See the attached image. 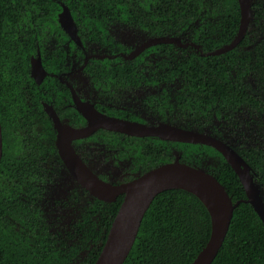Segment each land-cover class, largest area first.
Here are the masks:
<instances>
[{"label":"trees","instance_id":"obj_1","mask_svg":"<svg viewBox=\"0 0 264 264\" xmlns=\"http://www.w3.org/2000/svg\"><path fill=\"white\" fill-rule=\"evenodd\" d=\"M63 1L69 5L73 14L84 19H96L101 15L115 17V12L123 9L135 22L157 35L180 33L199 17L201 10V0ZM207 2L220 14L217 36L203 40L204 49L210 51L234 39L239 30L241 13L238 0ZM110 4H116L117 7ZM59 9L55 0H0V119L3 132V156L0 162V264H94L124 198L121 195L111 202L95 201L91 211L76 223L78 243L72 246L71 256L67 258L57 257L60 253L59 245L42 238V216L34 209L28 213V205L24 201H15L13 195L10 196L6 180L9 178L7 138L13 126L11 114L15 110L20 112L24 109L19 92L20 83L29 76L30 56L37 47L31 22L44 26L40 22L49 20L50 24H55ZM252 10L256 20L262 18L264 0L252 3ZM26 11L32 14L27 15ZM247 42L246 34L240 45ZM163 46L173 50L170 45ZM158 65L162 68L172 66V74L177 71L185 77L177 96V104L190 110L192 117L200 113L201 106L214 103L215 92L220 93L222 99L235 110L240 108V104L247 103L255 112L264 115L263 98L255 95L251 97L246 85H238L240 82H224L235 68L240 76L254 70L264 92V40L250 54H242L237 48L221 55L191 52L178 60H162ZM117 75L121 77L124 74ZM159 75L164 79L169 73ZM124 78L133 84L139 83V78L132 70L125 72ZM172 143L194 149L199 155L195 163L186 160L187 155H179L182 161L200 167H203L200 159L207 154V150L217 153L216 148L208 144ZM235 148L251 165L261 184L260 188H264V149ZM176 156L160 155L163 161L157 165L172 161ZM205 169L219 179L234 202L247 198L239 175L222 153L219 164L212 171ZM30 173L28 171L27 175ZM261 192L263 195L262 189ZM8 216L16 219L24 231H15ZM211 233L210 211L196 194L181 188L164 190L154 198L146 211L136 241L123 264H191L207 244ZM83 249H88L85 258L70 262L75 257L79 258ZM212 264H264V221L250 203L243 201L235 208L226 240Z\"/></svg>","mask_w":264,"mask_h":264},{"label":"flooded vegetation","instance_id":"obj_2","mask_svg":"<svg viewBox=\"0 0 264 264\" xmlns=\"http://www.w3.org/2000/svg\"><path fill=\"white\" fill-rule=\"evenodd\" d=\"M55 1L58 2L60 7L56 13L55 24H50L49 20L40 22L44 26H38L35 22H31L37 47L36 51L30 56L29 76L27 80H22L20 83L19 92L24 103V109L20 112L15 110L11 114L13 126L10 128L7 138L9 147V158L7 160L9 178L6 180L10 196L13 195V200L24 201L28 205V213L34 209L42 216L43 222L41 225L44 229L42 238L45 241L55 242L56 245H59L60 253L57 257L67 256L69 258L73 247L71 244L68 245L64 239L72 240L77 238V222L74 226L71 221H66L63 224L64 221L62 219L66 215L65 210L69 209L72 212L79 196L84 198L85 194H89L92 197H97L71 171L61 150L62 144L67 145L69 140L75 154L86 167L99 179L107 183L112 181L103 176L108 169L100 168L98 162L102 158L108 162L106 158L109 155V151L112 152L111 155L115 158L121 159V157L127 156L129 163L133 165L135 162L142 160L144 164L141 165L139 170L144 169L146 165L151 166L148 168L150 170L163 161L160 155L175 157V155L179 154H175V148L173 150L175 155H170L172 152L171 148L184 146L172 143H184L182 141H174L158 135L141 136L102 127L84 135L82 131H85L84 129L89 125V122L79 109V106L91 104L102 114L141 123L148 127L171 125L194 130L204 135L215 137L235 147L236 144L232 142L229 134L220 136L214 126L210 128L206 126L213 124L216 127V117H219V115L221 118L232 120L234 113L240 108L235 110L231 104H227L222 99L220 93L215 92L214 103L211 102L203 107L201 106V109H199L200 113L192 117L190 110L183 109L177 104V96L180 93L179 90L183 87L182 80H185V77L176 73L177 71L172 74L171 71L174 68L172 66L162 68L158 64L162 60H178L182 55L188 56L191 52L221 55L235 48L240 52L241 46H244L240 44L248 30L244 38L235 47L221 51L232 43L233 39L227 44L206 51L203 40H209V38L217 36L220 29L218 25L219 19L213 22V26L206 24L204 27H198L196 25L198 18H196L186 29L183 28L180 33L170 32V34L157 35L135 22L121 8L122 11L115 12V17L101 15L96 19H84L73 14L69 5L63 0ZM109 6L117 7L116 4H110ZM65 7L68 8L73 19L75 37L62 24L61 13ZM201 12L202 3L199 14ZM26 14L30 15L32 13L31 11H26ZM105 26L107 29L111 26V29L107 31ZM122 27L133 32L143 30L150 35L143 41L130 45L121 38ZM163 37H168L172 41L151 42L152 39ZM189 37H192L193 40L189 39ZM86 41L98 43V47H105L93 52V49L97 48V46L88 45L87 48ZM164 44L172 46L173 50L171 51L170 48L164 47ZM167 50L170 52H166ZM174 55H176L177 59H173ZM146 62H151V64L145 65ZM130 63H133V65H128ZM33 65L35 66L34 69ZM40 65L42 68H40ZM131 70L139 78L138 84L125 80V72ZM233 71L237 73L236 76L233 79V74H231L229 79L224 80L225 83L240 82L239 86L241 84L246 85L242 79L247 75L251 76L254 74V70H250L248 74L242 76H240L237 68ZM165 72H168L169 75L162 79L159 74ZM117 73H123L124 75L119 77ZM218 79L221 80L220 78ZM257 79L259 81L258 76ZM176 84L180 86L176 95H173L175 90L167 87ZM144 86L158 88L159 93L156 96H150L144 102L140 99L132 102L134 99L122 97L120 91L118 95L121 97L117 100L114 94L115 88L119 90L120 87L122 91L125 88L126 92L133 94L132 90H138ZM247 90L251 97L255 95L259 98V95L254 94L248 86ZM242 105H247L251 108L247 103L240 104V107ZM52 113L58 118L57 124ZM148 113L153 114L154 116L152 117L157 118L155 122L151 123L146 118ZM184 120L188 122H184ZM185 123L192 125V128L184 127ZM63 129L64 131L61 133L60 131ZM248 149L253 148L249 147ZM218 154V161H220L221 153L219 152ZM128 156L131 157L129 158ZM241 156L243 157V155ZM135 168L137 167L132 166V169ZM28 171H31V173L27 175ZM146 171L130 179L125 178V181L130 182ZM251 173L255 178L256 173L252 168ZM125 175L123 174L122 176ZM118 183L120 182H114V184ZM33 187H37V189ZM121 195L124 196V194L119 196ZM93 204L90 205L86 213L91 211ZM53 212L55 214L56 212L58 213L62 221L61 224L64 225L62 228V231H64L63 235L52 234L49 231L46 219ZM8 218L12 222L15 231L18 233L24 231L22 227L19 230L16 229V225L20 224L16 219H13L12 216H8ZM65 243L69 248H66ZM87 252L88 249H83L80 252V257H75L70 262H77L79 259L85 258ZM82 254L84 255L82 256Z\"/></svg>","mask_w":264,"mask_h":264},{"label":"water","instance_id":"obj_3","mask_svg":"<svg viewBox=\"0 0 264 264\" xmlns=\"http://www.w3.org/2000/svg\"><path fill=\"white\" fill-rule=\"evenodd\" d=\"M240 5L241 20L238 33L227 49L235 47L245 36L252 18V0H238ZM63 26L67 31L76 36L75 26L67 7L61 13ZM172 41L168 37L152 39L151 42ZM33 65V69H34ZM40 68L42 66L40 65ZM81 112L87 117L89 125L82 131L84 135L90 134L98 128L123 131L136 135H158L163 138L186 141L201 142L212 145L218 149L234 168L243 184L247 198L236 202L228 193L226 187L219 179L207 169L185 163L177 156L175 160L162 163L150 171L144 173L133 181L122 184L107 183L98 178L80 160L72 149L69 140L63 145V151L68 165L75 177L97 198L104 201H113L120 194H124L120 209L115 216L107 239L94 264H123L128 257L139 232L143 217L150 207L154 198L164 190L180 188V182L197 184L212 197L211 205L196 194L207 206L212 217V233L204 248L199 252L191 264H212L221 247L223 246L235 208L241 202L250 203L264 221V200L261 188L251 173L250 165L225 142L194 130L178 128L171 125H159L148 127L141 123L115 118L102 114L91 104L79 106ZM58 122V118L52 113ZM64 128V127H63ZM63 130L60 132L62 133ZM3 156V132L0 119V162ZM136 186H141L135 191ZM185 189V188H183ZM102 190V193L100 192ZM120 217V218H119ZM119 219V220H118Z\"/></svg>","mask_w":264,"mask_h":264},{"label":"rangeland","instance_id":"obj_4","mask_svg":"<svg viewBox=\"0 0 264 264\" xmlns=\"http://www.w3.org/2000/svg\"><path fill=\"white\" fill-rule=\"evenodd\" d=\"M258 0H252V3L257 2ZM202 3V12L200 16L198 17L196 21V25L198 27H204L207 25L213 26V22L219 18V13L212 9L207 0H201ZM254 13V10H252V14ZM251 23L248 28V43L244 46H241L240 52L242 54L246 53H251L256 44L264 40V16L258 20H256L254 14L252 15L251 18ZM110 25V24H108ZM129 28V27H126ZM105 29L108 31V29H111V26L107 27L105 26ZM141 30V29H140ZM150 34L147 32H144L143 30L139 32H133V31H128L122 27V33H121V38H123L124 41L128 42L130 45L136 44L138 42L143 41L146 39ZM189 39L193 40L192 37H189ZM87 48L88 45H98V43H93V42H85ZM105 46H100L97 48L93 49V52L97 50L103 49ZM173 59H177L176 55ZM144 63V62H143ZM151 62H146L145 65H149ZM237 66V65H236ZM233 74V79L234 76H236V72H232ZM243 82L249 87L250 90L253 91L254 94H258L260 98L264 99L263 92L260 89L259 81L257 79V76L254 72L253 75L245 76L243 79ZM180 85H172L167 88H171L175 91H173V95L178 92V88ZM122 88L119 87V90L115 88L114 94L117 100L119 99L118 93L119 91L122 94V97L124 98H130L134 99L132 102H135L136 99H140L144 102V100H147L150 96H156V94L159 93V89L155 87H150V86H144L141 89L138 90H132L133 94H129L126 92V89L121 90ZM176 114V113H174ZM148 117H146L151 123L155 122L157 118H154L153 114L148 113ZM184 122H188L184 120ZM186 128H192L190 124L185 123L184 127ZM214 129L219 133L218 135H226L229 134V136L232 138V142L236 144L235 147L248 149L253 148V149H264V115L262 113H257L253 108H250L247 105H242L240 109L234 113V117L232 120H229L227 118H221L216 117V127L213 124H210L206 127L210 128L213 127ZM231 146V145H230ZM235 147H233L235 150H237ZM176 148V149H175ZM175 149V154H180V155H187L186 160H190L191 162H196L199 159V155L194 149L189 148V147H178L174 146V148H171V153L170 155L174 154L173 150ZM112 152L109 151V155H107V160L105 159H100L98 162V165L100 168L108 169L107 172L103 174L104 178H107L112 180L110 181L111 184H114V182H120L125 183L126 179H130L132 177H135L137 174L142 173L143 171L148 170L150 168V165H146L144 169L139 170L141 168V165L144 164L142 160L139 162H135V164L129 163V159L127 156L119 158H115L112 155ZM174 154V155H175ZM129 157V156H128ZM131 157V156H130ZM129 157V158H130ZM219 154L216 153L214 150H207V154L204 155L200 160H202L203 167L208 168L209 170H213L217 164H219L218 161ZM121 160V161H120ZM132 166H135L137 168L132 169ZM128 173V174H127ZM123 174H126L125 176H122ZM256 180L257 177L255 176ZM258 185L260 186L261 184L257 180ZM263 191V199H264V188H262ZM97 198L90 196L89 194H85V197L82 198L79 196L77 199V202H75L74 206L75 209L71 212V210L66 209V215L64 219H62L64 222L63 224L68 221H71V224H74L77 221L82 220L83 216L86 214V211L89 209L90 205L95 203ZM60 217L58 213L53 212L51 215L47 216L46 223L48 224V228L50 233L56 234V235H63L64 231H62L63 224H61ZM16 229H21V224L16 225ZM72 226V228H73ZM75 238V237H74ZM64 241L67 242V244H71V246H75L78 243V238L72 239V240H67L64 239ZM66 248H69V246L66 245ZM86 253V252H84ZM84 254H82L83 256Z\"/></svg>","mask_w":264,"mask_h":264},{"label":"bare ground","instance_id":"obj_5","mask_svg":"<svg viewBox=\"0 0 264 264\" xmlns=\"http://www.w3.org/2000/svg\"><path fill=\"white\" fill-rule=\"evenodd\" d=\"M174 141H179V140H174ZM182 142H186V141H182ZM191 143H198V142H191ZM204 144V143H203ZM210 146H212V145H210ZM232 147V146H231ZM215 148V147H214ZM232 149L234 150V151H236L237 153H238V151L237 150H235L233 147H232ZM218 150V149H217ZM239 154V153H238ZM240 155V154H239ZM177 156H180V155H177ZM176 156V157H177ZM224 156V155H223ZM241 156V155H240ZM225 157V156H224ZM242 157V156H241ZM243 158V157H242ZM176 159V158H175ZM174 159V160H175ZM180 160H181V158H180ZM227 160V159H226ZM243 160H245L244 158H243ZM173 161V160H172ZM182 161V160H181ZM246 161V160H245ZM169 162V161H168ZM184 162V161H183ZM165 163V162H164ZM185 163H187V162H185ZM229 163V162H228ZM162 164V163H161ZM189 164V163H188ZM230 164V163H229ZM160 165V164H159ZM192 165V164H191ZM231 165V164H230ZM158 166V165H157ZM156 167V166H155ZM155 167H153V168H155ZM152 168V169H153ZM151 170V169H150ZM150 170H148V171H150ZM148 171H146V172H148ZM145 172V173H146ZM210 172V171H209ZM144 174V173H143ZM142 174V175H143ZM141 176V175H140ZM138 178V177H137ZM136 179V178H135ZM135 179H133V180H135ZM132 180V181H133ZM177 186L178 187H180L181 189H183V188H185V190H190V191H193V192H195L196 194H198L202 199H204L209 205H211V200H212V197H211V195L209 194V193H207V192H205L204 190H203V188L202 187H200V186H198L197 184H193V183H187V182H180V183H178L177 184ZM139 188H141V186H136V188H135V191L136 190H138ZM101 193H102V190L100 191ZM120 218V217H119ZM119 220V219H118Z\"/></svg>","mask_w":264,"mask_h":264}]
</instances>
